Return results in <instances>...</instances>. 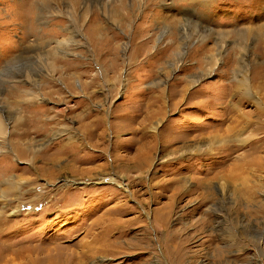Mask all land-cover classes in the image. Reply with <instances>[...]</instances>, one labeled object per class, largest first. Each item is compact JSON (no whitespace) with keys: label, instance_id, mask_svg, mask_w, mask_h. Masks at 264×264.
<instances>
[{"label":"rangeland","instance_id":"rangeland-1","mask_svg":"<svg viewBox=\"0 0 264 264\" xmlns=\"http://www.w3.org/2000/svg\"><path fill=\"white\" fill-rule=\"evenodd\" d=\"M0 118V264H264V0H0Z\"/></svg>","mask_w":264,"mask_h":264},{"label":"bare ground","instance_id":"bare-ground-1","mask_svg":"<svg viewBox=\"0 0 264 264\" xmlns=\"http://www.w3.org/2000/svg\"><path fill=\"white\" fill-rule=\"evenodd\" d=\"M79 1V0H78ZM198 82H200V80H195V81H193V85H196ZM6 116V115H5ZM2 119L4 118V117H1ZM0 118V139H2V141L3 140H6L7 138V136H8V133H6L5 131H6V126H5V122H6V125H9V124H11V119L12 118H8V117H6V121L4 122L2 119ZM6 135V136H5ZM5 136V137H4ZM187 148V147H186ZM190 148H192V147H190ZM189 148V149H190ZM193 149V148H192ZM192 149H191V152H193L192 151ZM197 150H202V149H200V148H197ZM103 180H105V178H101L100 179V181H102L103 183H104V181ZM9 182V181H8ZM7 182V185L9 186V188H10V191H14V188H15V185L13 184V182H9L8 183ZM22 206V205H21ZM20 206V207H21ZM108 241V240H107ZM117 245V244H116ZM106 248H101L100 250H98L97 251V253L98 254H109V253H112V255L113 254H115V251H110V250H107L110 246H105Z\"/></svg>","mask_w":264,"mask_h":264}]
</instances>
